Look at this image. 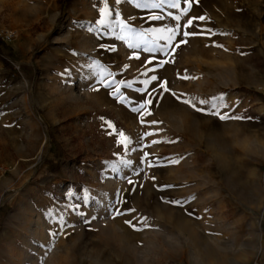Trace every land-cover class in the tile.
Listing matches in <instances>:
<instances>
[{"label": "rangeland", "instance_id": "obj_1", "mask_svg": "<svg viewBox=\"0 0 264 264\" xmlns=\"http://www.w3.org/2000/svg\"><path fill=\"white\" fill-rule=\"evenodd\" d=\"M4 28L0 264H264V0H0Z\"/></svg>", "mask_w": 264, "mask_h": 264}, {"label": "snow or ice", "instance_id": "obj_2", "mask_svg": "<svg viewBox=\"0 0 264 264\" xmlns=\"http://www.w3.org/2000/svg\"><path fill=\"white\" fill-rule=\"evenodd\" d=\"M183 2H184V3H187V4L190 5L191 2H192V0H183ZM163 4H168L169 7H171V8H179L180 5H181V0H143V2H142V0H137V6H138V7H143V8H152V9H156V8H159V7H160L161 5H163ZM187 11H188V9H185V10H184L185 14H187ZM101 12H102L103 15H107V14L110 12V9H107V7H106V9H102ZM152 19H160V17H159V16H155V15H153V16H152ZM176 19L179 20L180 17H176ZM194 19L204 20L205 17L201 16V17L194 18ZM101 23H103V21H101ZM191 25H192V20L189 19L188 22H187L186 27H190ZM166 31L169 33V35H167L166 37H161V38L164 39V40L166 41V43H168L169 45H171V43L176 39V36H177V35H182V36L185 37V38H186V37H189V36H192V35H197V33L188 32V31H184V32L181 33V32H179V31H177V30H174V29H167ZM209 31H210V30H209ZM187 43H188V40H187V39H182V40H180L179 42H177V43L175 44V47L172 48V51L175 52L176 48H179L181 44H187ZM130 46H131V45H130ZM146 50H148V51H152V49H146ZM165 62H167V61H165ZM151 79H152V80H155L156 77L153 76ZM162 87H163V85H162ZM167 90H168V89L165 88V91H167ZM117 91H118V90H117ZM183 102L186 103V104L190 103L189 101H183ZM146 103H147V104H150L151 101H150V100H149V101H146ZM200 103H201V104H204V103H206V102H205L204 100H201ZM192 107L195 108V105H192ZM213 107H215V105H213ZM142 108H144V105H143V104L140 105L138 108L133 109V110L139 112L140 109H142ZM197 110L199 111V110H201V109H197ZM149 114H151V113H149ZM213 114L219 115V118H220L221 120H225V119H233V118H234V119H242V117H230V116H228V115H226V114L221 115V114H219V112H214ZM101 119H103V118H101ZM141 122L144 123L143 120H142ZM151 123H152V124H155V123H157V122H156V121H152ZM110 134H111V133H110ZM150 134H152V133H146L145 135H150ZM119 136L124 137V133H123V132H120V133H119ZM128 142H129V141H128V138H126V137L124 138V140L120 141V143H121L123 146H125V147H127ZM157 142H158V141H157ZM174 162L178 163V161H174ZM172 203L180 204L179 201H173ZM181 206H182V205H181ZM117 214L119 215V214H121V213L118 212ZM125 223L131 224V221H125ZM133 227H135V226H133ZM136 230H139V229H136Z\"/></svg>", "mask_w": 264, "mask_h": 264}, {"label": "built area", "instance_id": "obj_3", "mask_svg": "<svg viewBox=\"0 0 264 264\" xmlns=\"http://www.w3.org/2000/svg\"><path fill=\"white\" fill-rule=\"evenodd\" d=\"M17 35H18V32L15 29L4 28L0 31V37L5 42H10L14 40L17 37ZM259 92L264 98V86L260 87Z\"/></svg>", "mask_w": 264, "mask_h": 264}, {"label": "bare ground", "instance_id": "obj_4", "mask_svg": "<svg viewBox=\"0 0 264 264\" xmlns=\"http://www.w3.org/2000/svg\"><path fill=\"white\" fill-rule=\"evenodd\" d=\"M262 261H264V251H263V255H262Z\"/></svg>", "mask_w": 264, "mask_h": 264}]
</instances>
